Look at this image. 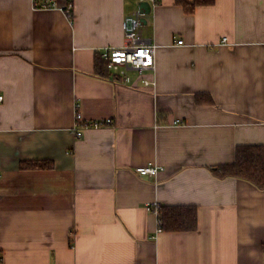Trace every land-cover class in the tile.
<instances>
[{"label":"crops","instance_id":"crops-1","mask_svg":"<svg viewBox=\"0 0 264 264\" xmlns=\"http://www.w3.org/2000/svg\"><path fill=\"white\" fill-rule=\"evenodd\" d=\"M140 8L151 87L101 58ZM0 93L3 264H264V189L213 171L264 145V0H0ZM76 113L113 124L77 138ZM154 204L197 230L159 232Z\"/></svg>","mask_w":264,"mask_h":264},{"label":"built area","instance_id":"built-area-1","mask_svg":"<svg viewBox=\"0 0 264 264\" xmlns=\"http://www.w3.org/2000/svg\"><path fill=\"white\" fill-rule=\"evenodd\" d=\"M151 2L152 5L156 4L157 0H140ZM42 9H48L55 6L54 3L46 2L38 5ZM65 12L69 19L73 17V3H70ZM145 12L140 8L133 14L127 16L124 21V29L128 37L129 43L122 48H107L102 53V60L106 64V68L109 71L115 72L122 82L132 83L130 78V71L136 70L139 74L140 83H137L135 87H151L155 86L154 79H148L145 77V71L155 70V56L156 45L152 43H139L136 40V32L142 25ZM227 41V39H224ZM178 44H183V40H179ZM4 101V95L0 93V105ZM113 124L112 119H100V120H85L80 113L75 115V125L73 133L75 137L81 138L84 132L88 129H97L102 127L111 126ZM140 175L153 178L158 175L161 168L156 166H145L137 169ZM158 216L160 204H154L148 208ZM158 231L161 232L158 226ZM0 264H3V258L0 255Z\"/></svg>","mask_w":264,"mask_h":264},{"label":"trees","instance_id":"trees-1","mask_svg":"<svg viewBox=\"0 0 264 264\" xmlns=\"http://www.w3.org/2000/svg\"><path fill=\"white\" fill-rule=\"evenodd\" d=\"M187 12L198 6L212 5L215 0H178ZM199 100H204L200 97ZM221 179L238 178L264 189V145L237 146L235 161L213 168ZM157 222L161 231L193 232L198 228V208L195 206H166L160 204Z\"/></svg>","mask_w":264,"mask_h":264}]
</instances>
